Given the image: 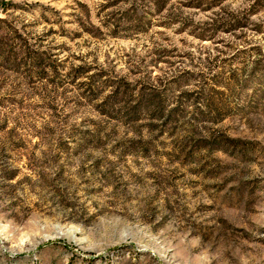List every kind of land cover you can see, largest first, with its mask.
I'll return each mask as SVG.
<instances>
[{
	"label": "rangeland",
	"instance_id": "obj_1",
	"mask_svg": "<svg viewBox=\"0 0 264 264\" xmlns=\"http://www.w3.org/2000/svg\"><path fill=\"white\" fill-rule=\"evenodd\" d=\"M0 264H264V0H0Z\"/></svg>",
	"mask_w": 264,
	"mask_h": 264
}]
</instances>
